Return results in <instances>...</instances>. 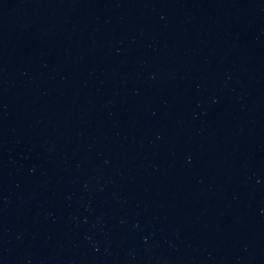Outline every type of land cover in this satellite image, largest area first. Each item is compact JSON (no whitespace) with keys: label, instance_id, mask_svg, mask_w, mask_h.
<instances>
[{"label":"water","instance_id":"obj_1","mask_svg":"<svg viewBox=\"0 0 264 264\" xmlns=\"http://www.w3.org/2000/svg\"><path fill=\"white\" fill-rule=\"evenodd\" d=\"M0 264H264V0H0Z\"/></svg>","mask_w":264,"mask_h":264}]
</instances>
